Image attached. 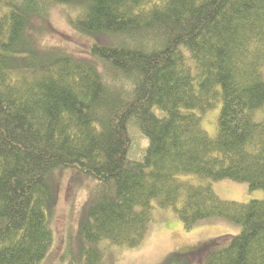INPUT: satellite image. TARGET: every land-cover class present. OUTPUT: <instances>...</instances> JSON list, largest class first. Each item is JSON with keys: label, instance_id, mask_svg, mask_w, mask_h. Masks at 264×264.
I'll use <instances>...</instances> for the list:
<instances>
[{"label": "trees", "instance_id": "trees-1", "mask_svg": "<svg viewBox=\"0 0 264 264\" xmlns=\"http://www.w3.org/2000/svg\"><path fill=\"white\" fill-rule=\"evenodd\" d=\"M55 5L108 39L90 59L42 43ZM263 67L264 0H0V264L46 257L63 168L93 179L67 264H103L101 242L142 244L153 201L185 230L214 217L241 226L160 264H264V200L178 179L264 190ZM218 104L209 137L202 115Z\"/></svg>", "mask_w": 264, "mask_h": 264}, {"label": "rangeland", "instance_id": "rangeland-1", "mask_svg": "<svg viewBox=\"0 0 264 264\" xmlns=\"http://www.w3.org/2000/svg\"><path fill=\"white\" fill-rule=\"evenodd\" d=\"M76 9L70 6L55 5L50 11L49 21L44 25L50 34L42 38L48 46H59L78 58L90 59L88 49L93 43H106L107 38L91 37L79 33L69 23ZM39 26V22L35 23ZM264 73V67H263ZM220 105L207 110L202 115L201 128L209 137L217 132V118ZM178 179L190 184H210L216 195L223 200L249 202L253 199L264 200V190H249L248 185L230 179L211 181L192 174H180ZM93 179L82 175L75 169L63 168L55 171L50 179L54 198L48 209L50 226L53 233L52 246L40 264H67L69 253L78 251L77 231L81 211L87 199ZM152 221L148 225L142 244L134 248L107 246L104 248L103 264H160L171 252L186 251L202 242L216 239L222 243L231 235L241 231V226L223 218H208L197 222L190 230L183 228L179 218L167 208H158L152 202Z\"/></svg>", "mask_w": 264, "mask_h": 264}]
</instances>
